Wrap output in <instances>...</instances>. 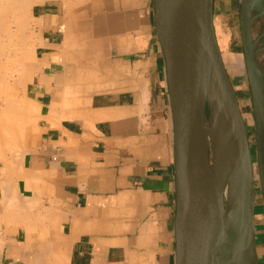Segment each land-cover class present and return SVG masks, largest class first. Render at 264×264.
<instances>
[{
	"label": "crops",
	"instance_id": "0c3cea01",
	"mask_svg": "<svg viewBox=\"0 0 264 264\" xmlns=\"http://www.w3.org/2000/svg\"><path fill=\"white\" fill-rule=\"evenodd\" d=\"M33 14L25 98L34 109L17 194L38 222L34 232L3 227L2 264L55 255L62 264H176L174 124L154 0L49 1ZM215 26L242 106L245 57L223 50L229 33L216 15Z\"/></svg>",
	"mask_w": 264,
	"mask_h": 264
},
{
	"label": "water",
	"instance_id": "95a60500",
	"mask_svg": "<svg viewBox=\"0 0 264 264\" xmlns=\"http://www.w3.org/2000/svg\"><path fill=\"white\" fill-rule=\"evenodd\" d=\"M215 1L154 0L174 123L176 264H259L251 139L223 61ZM240 4L264 207V0L245 19ZM229 158L236 175L227 196Z\"/></svg>",
	"mask_w": 264,
	"mask_h": 264
},
{
	"label": "rangeland",
	"instance_id": "374dc122",
	"mask_svg": "<svg viewBox=\"0 0 264 264\" xmlns=\"http://www.w3.org/2000/svg\"><path fill=\"white\" fill-rule=\"evenodd\" d=\"M22 1H21L22 2L21 5L24 4L27 0H25V2H24V0H22ZM29 1L31 2L30 3L31 6H29V4H26V5H28L29 8L26 7V5L24 4L26 9H28L29 11L26 10L25 7H23L24 5L20 6V4L18 2L19 8H21V10L20 9L19 10L17 9V10L21 16L17 13L19 15V19L17 18L18 17L17 15H16V18L18 19L19 22L17 21L18 22V23L16 22L17 25L13 26L14 31H15V29L17 30V26L19 28V30H17L18 34L16 33L17 36L15 35L14 44H13L16 48L13 46V50L11 51V57L9 58L10 60H8L6 62V58H5L6 55L3 56V60H2L3 61L2 65L4 64L2 66V68H3L2 72L4 71L3 72V78L5 79V81L4 80L0 81V99L2 100L4 98V100H3L4 102L0 100V125L2 127V130L0 127V135H1L0 136V138H1L0 139V179H2V181L0 180V186H2V185L7 186V189L10 191L11 195L9 194V196H8L9 192L8 193L5 192L6 187L4 188L2 186V188L5 189V191H3V197L4 198L1 197V192H0V243H1V241H5V239H2V235H1V232H2V229L4 226H9V225L14 226V227L23 226V229L26 233L35 231L34 212L33 213L30 211L28 212L27 209H29V208H28L27 203H26L27 199L22 197L21 195L17 194V187H18L17 183H18V178H19L20 169H21V158H22L21 147H22L23 131L31 119L30 112L34 109V106L31 105L30 102L25 98L26 97L25 91L27 90V81H28V77H29V71H28L29 69H27L25 67L28 63V60L30 59L29 58L30 54L32 55V57L36 58V53H35V49H36V39H35V37H36V33H35L36 25H35V23H36V21H35L34 14H33L34 8L37 4H41V3L49 2V1L71 3V5H73V6H75V2H76V4L82 6V4L84 5L85 0H41V1L40 0H29ZM33 1H35V2H33ZM216 4H217V10L215 11V15L217 18H220L222 20V24L224 26L223 29L221 30V32H223L224 34H225V32L229 33L228 38H227V36H225V39H223V43L226 44V45H224L223 50L224 51L226 50L227 52H237V53H241L242 55H244L242 52V50H243L242 40L240 38L241 25H240V21H239L237 0H216L215 5ZM22 10H23V12H22ZM27 11H28V13H27ZM22 20H23V22H22L23 24L20 22ZM25 22H26V24H24ZM27 22L29 24H27ZM25 26H27V28ZM24 35H27V36L24 37ZM86 38L87 37L84 36L85 40H86ZM24 39H26L25 42L22 41ZM11 49H12V47H11ZM15 50H16V52H14ZM18 51L20 52V54ZM18 55H20V56H18ZM12 57H14V58H12ZM20 57L23 59H21ZM11 59H14V60H11ZM20 60H22V62ZM18 61H20V62H18ZM21 71L23 74L21 73ZM9 75H10V77L13 75L11 77L12 79L9 77ZM23 76L26 77L27 80L25 78H23ZM5 77L6 78L9 77L10 79L9 78L6 79ZM15 78L17 80H15ZM21 78H23V79H21ZM237 78L240 79L241 77L237 76ZM247 85H249V84H247ZM11 99H13V100H11ZM7 100H8V102H7ZM1 102H2V104H1ZM6 103H7V105H6ZM9 103H11V104H9ZM241 104H243L241 106V109L243 111V114H244L243 117L245 119L248 134H249L250 139H251L250 146H251V150H252L253 163H254V168H255V179H257L258 170L255 167L257 164V157H256L257 148H256V141H255L254 115H253L251 97L248 96L246 99V102L245 103L243 102ZM1 105L5 106V107L3 108V106H1ZM13 107L15 108V110H18V111H14ZM6 108H7V110H6ZM8 109L10 110V112L11 111H14V112L10 113L8 111ZM25 110H26V112H25ZM15 113H17V114H15ZM14 116H15V118H13ZM4 163H5V165H4ZM5 166H6V168H5ZM8 166L11 168H7ZM7 171L12 173V174L10 175V174L6 173ZM7 174H8V176H7ZM4 177L8 178L9 180L4 178ZM5 179L7 180V182H6L7 184H5V183L2 184L3 181H5ZM257 180H259V178ZM9 182L12 186H9L10 185ZM258 185L260 186L259 181H258ZM259 186H257V183H256V188L259 191L258 192L259 193L258 202L256 204L257 244H259L261 239H263V234H261V233L264 230V207H263V200H262L261 192H260L261 187H259ZM11 187L13 188V190H11ZM11 191H12V193H11ZM5 194L7 197H10V198L7 199V197H5ZM14 196H15V198H14ZM2 199L3 200L5 199V201H3ZM17 202L19 203V207L17 206L18 205ZM9 203H10V205H9ZM13 203L14 204L17 203V205H14ZM5 204L6 205L8 204V205L4 206ZM20 204L22 205L21 207H20ZM24 204H26V206ZM24 206L26 209L24 208ZM31 207H32V205H31ZM5 209L7 212H9V211H12V212L7 213L5 211ZM15 212L18 213L17 214V220L15 217V215H16ZM29 214H31L32 217ZM33 217H34V219H33ZM23 218H26V219L24 220ZM21 219H23V221ZM31 219H32V221H31ZM29 222H32V224H33L32 227H29ZM27 240L31 241L33 239H22V241H27ZM38 240H45V239H38ZM38 247H39V250H41V251L44 250V246L42 244H39ZM4 249H5L4 247H2V246L0 247V264H2L1 256L3 255ZM37 261H35L36 264H38V263L39 264H62L63 263V261L58 257V255H55V258L50 260L49 263H48V260H46V261L45 260H37ZM32 262H34V261H32Z\"/></svg>",
	"mask_w": 264,
	"mask_h": 264
},
{
	"label": "bare ground",
	"instance_id": "6f19581e",
	"mask_svg": "<svg viewBox=\"0 0 264 264\" xmlns=\"http://www.w3.org/2000/svg\"><path fill=\"white\" fill-rule=\"evenodd\" d=\"M22 0H0V81H5V79L3 78V72H2V70H3V68H2V66L4 65H2V63H3V56H5V58H6V62L8 61V60H10L9 58L11 57V51L13 50V44H14V38H15V35H16V33H17V30H19V28H18V26H17V30L15 29V31L13 30L14 28H13V26L14 25H17V23L19 22L18 21V19H19V13H18V10L20 9L21 10V8H19V5H18V2H19V4H20V6H22V5H26V4H29V6H31L30 5V1L29 0H27L26 2H25V0H24V4H22L21 5V3L23 2H21ZM29 1V2H28ZM41 1V0H40ZM238 1V0H237ZM33 2H35V1H33ZM255 2H256V0H240V7H241V12H242V15H243V17H244V19H245V17H246V14H247V12H249V11H253V8H255ZM25 5L23 6V7H25ZM254 6V7H253ZM18 7V8H17ZM26 7H28V5H26ZM26 7H25V9H26ZM29 8V7H28ZM18 9V10H17ZM238 9H239V7H238ZM26 10H28V9H26ZM25 10V11H26ZM255 10V9H254ZM29 11V10H28ZM28 11H27V13H28ZM22 12H23V10H22ZM21 12V13H22ZM19 15H18V14ZM26 13V12H25ZM16 15L18 16L17 18H16ZM21 16V15H20ZM24 16V15H23ZM16 19V20H15ZM24 20V19H23ZM23 20L22 21H20L21 23L23 22ZM18 21V22H17ZM17 22V23H16ZM16 23V24H15ZM23 24V23H22ZM24 24H26V22L24 23ZM27 24H29L28 22H27ZM19 25V24H18ZM26 28H27V26H25ZM18 34V33H17ZM22 34V33H21ZM28 35V34H27ZM27 35H24V37H26ZM17 36V35H16ZM23 36V35H22ZM21 37V36H20ZM19 38V37H18ZM23 39V38H22ZM19 40V39H18ZM21 40V39H20ZM23 42H25L26 41V39H24V40H22ZM17 43V42H16ZM24 46V45H23ZM11 47H12V49H11ZM15 47V46H14ZM22 47V46H21ZM26 47V46H25ZM16 48V47H15ZM14 52H16V50L14 51ZM19 52V51H18ZM16 54V53H15ZM19 54H20V52H19ZM17 55V54H16ZM18 56H20V55H18ZM12 58H14V57H12ZM16 58V57H15ZM21 58V57H20ZM17 59V58H16ZM21 59H23V58H21ZM5 60V59H4ZM11 60H14V59H11ZM21 62H22V60H20ZM20 61H18V62H20ZM13 62V61H12ZM6 64V63H5ZM21 64V63H20ZM166 67V66H165ZM22 68V67H21ZM26 68V67H25ZM28 69H29V67H28ZM166 69V68H165ZM24 70V69H23ZM30 70V69H29ZM28 70V71H29ZM17 71V70H16ZM27 71V72H28ZM20 72V71H19ZM31 71H29V73H30ZM14 73V72H13ZM21 73H22V71H21ZM33 73V72H32ZM11 74V73H10ZM23 74V73H22ZM31 74V73H30ZM29 74V75H30ZM21 75V74H20ZM25 75V74H24ZM13 76V75H12ZM11 76V77H12ZM26 76V75H25ZM9 77H10V75H9ZM8 77V78H9ZM10 77V78H11ZM6 78V77H5ZM8 78H6V79H8ZM9 78V79H10ZM23 78H25L26 79V77H24L23 76ZM23 78H21V79H23ZM12 79V78H11ZM15 80H17L16 78H15ZM27 80V79H26ZM8 81V80H7ZM13 81V80H12ZM19 81V80H18ZM25 81V80H24ZM29 82V81H28ZM24 83V82H23ZM25 84V83H24ZM23 84V85H24ZM168 88V87H167ZM169 93V92H168ZM169 99H170V97H169ZM1 100V99H0ZM4 100V98L1 100V101H3ZM11 100H13V99H11ZM4 102V101H3ZM6 102V101H5ZM7 102H8V100H7ZM12 102V101H11ZM15 102V101H14ZM13 103V102H12ZM1 104H2V102H1ZM9 104H11V103H9ZM6 105H7V103H6ZM14 105V104H13ZM1 106H3V105H1ZM11 106V105H10ZM20 106V105H19ZM171 106V105H170ZM5 106H3V108H4ZM15 107V106H14ZM13 107V108H14ZM12 108V107H11ZM216 108H217V105H216V103H213V102H211V101H209V111H211V109H212V113H214L215 112V110H216ZM2 109V108H1ZM6 110H7V108H6ZM13 110V109H12ZM21 110V109H20ZM19 110V111H20ZM172 110V109H171ZM8 111L10 112V110L8 109ZM14 111H18V110H15V108H14ZM14 111H11V112H14ZM10 112V113H11ZM21 112V111H20ZM25 112H26V110H25ZM14 114V113H13ZM15 114H17V113H15ZM25 114V113H24ZM8 115V114H7ZM18 116V115H17ZM13 118H15V116L13 117ZM173 118V117H172ZM20 119V118H19ZM23 119V118H22ZM174 124V123H173ZM254 124H255V120H254ZM0 127H1V125H0ZM255 128V127H254ZM4 129V128H3ZM1 130H2V127H1ZM5 130V129H4ZM1 136V135H0ZM1 139V138H0ZM256 141V140H255ZM5 149V148H4ZM12 149V148H11ZM2 150V149H1ZM4 165H5V163H4ZM5 168H6V166H5ZM7 168H11V167H7ZM258 168V167H257ZM12 170V169H11ZM258 170V169H257ZM6 173H8V174H12V173H10V172H6ZM5 174V173H4ZM8 174H7V176H8ZM235 169H234V166H233V162H232V160H231V158H229V161H228V165H227V180H226V191H225V194L228 196L229 194H230V192H231V190H232V188L234 187V183H235ZM4 178H6V177H4ZM3 178V179H4ZM258 178H259V173H258ZM6 179H8V178H6ZM5 179V181H3V183L2 184H7L6 182H7V180ZM12 179V178H11ZM1 181H2V179H0ZM9 180V179H8ZM9 184H10V182H9ZM3 186V185H2ZM2 186H0V187H2ZM9 186H12L11 184L9 185ZM4 188L6 187V191H5V189H3V191H5V192H9L8 193V196H9V194H10V191L7 189V186H3ZM259 187H261V184H260V186ZM11 190H13V188L11 187ZM11 193H12V191H11ZM11 195V194H10ZM5 197H7L6 196V194H5ZM18 197V196H17ZM4 198V197H3ZM8 198H10V197H7V199ZM13 198V197H12ZM14 198H15V196H14ZM28 199V198H27ZM3 200V199H2ZM10 200V199H9ZM14 200V199H13ZM263 200V199H262ZM3 201H5V199L3 200ZM28 202H27V206H28V208L29 209H27V210H30V207H31V205H33V203L32 202H29V199L27 200ZM18 203V202H17ZM17 203L16 204H14V205H17ZM35 203V202H34ZM8 205V204H7ZM6 204L4 205V206H7ZM9 205H10V203H9ZM25 206H26V204H24ZM41 205V204H40ZM18 207H19V203H18V205H17ZM22 205L20 204V207H21ZM25 206H24V208H25ZM30 206V207H29ZM34 206H32V208H33ZM8 208V207H7ZM16 208V207H15ZM14 208V209H15ZM23 208V209H24ZM36 208V207H35ZM13 209V210H14ZM17 209V208H16ZM26 209V208H25ZM26 210V211H27ZM32 210V209H31ZM44 210V209H43ZM5 211H6V209H5ZM15 211V210H14ZM23 211V210H22ZM25 211V212H26ZM39 211V210H38ZM46 211V210H45ZM7 212V211H6ZM9 212H12V211H9ZM9 212H7V213H9ZM29 212V211H28ZM44 212V211H43ZM48 212V211H47ZM33 213V212H32ZM46 213V212H45ZM12 214V213H11ZM15 217H16V220H17V212H15ZM21 214V213H20ZM51 214V213H50ZM49 214V215H50ZM13 215V214H12ZM31 217H32V215L31 214H29ZM48 215V214H47ZM11 216V215H10ZM46 216V215H45ZM20 217V216H19ZM24 217V216H23ZM8 218V217H7ZM14 218V217H13ZM42 218V217H41ZM20 219V218H19ZM24 220L26 219V218H23ZM23 219H21L22 221H23ZM28 219V218H27ZM33 219H34V217H33ZM38 219H40V218H38ZM35 220V219H34ZM8 221V220H7ZM14 221V220H13ZM30 221V220H29ZM31 221H32V219H31ZM35 221H37V220H35ZM11 222V221H10ZM27 222V221H26ZM38 222V221H37ZM12 223V222H11ZM30 223V222H29ZM32 223V222H31ZM30 223V224H31ZM36 222H34V224H35ZM10 224V223H9ZM17 224V223H16ZM27 225V224H26ZM33 224H31V226H32ZM27 228V227H26ZM146 229V228H145ZM5 244H4V241H1V243H0V247L2 246H4ZM2 249V248H1ZM48 251V250H47ZM49 252V251H48ZM41 258H42V256L40 257V259L39 260H41ZM44 258H45V256H44ZM45 260H47V259H45ZM35 261H36V259H35ZM38 262V261H37ZM40 262V261H39ZM48 263H49V261H48ZM39 264V263H38Z\"/></svg>",
	"mask_w": 264,
	"mask_h": 264
}]
</instances>
